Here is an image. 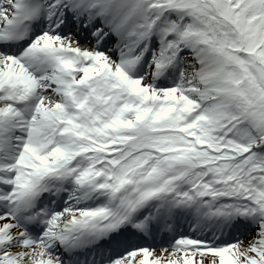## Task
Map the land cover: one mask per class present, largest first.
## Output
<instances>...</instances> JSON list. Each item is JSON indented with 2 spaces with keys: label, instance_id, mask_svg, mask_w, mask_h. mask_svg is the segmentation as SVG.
I'll list each match as a JSON object with an SVG mask.
<instances>
[{
  "label": "snow or ice",
  "instance_id": "obj_1",
  "mask_svg": "<svg viewBox=\"0 0 264 264\" xmlns=\"http://www.w3.org/2000/svg\"><path fill=\"white\" fill-rule=\"evenodd\" d=\"M0 264H264V0H0Z\"/></svg>",
  "mask_w": 264,
  "mask_h": 264
}]
</instances>
